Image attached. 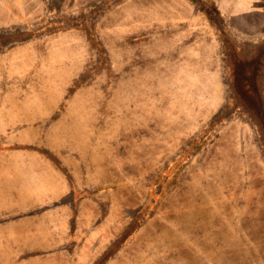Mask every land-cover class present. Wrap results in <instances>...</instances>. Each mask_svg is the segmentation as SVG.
<instances>
[{
	"label": "rangeland",
	"instance_id": "obj_1",
	"mask_svg": "<svg viewBox=\"0 0 264 264\" xmlns=\"http://www.w3.org/2000/svg\"><path fill=\"white\" fill-rule=\"evenodd\" d=\"M0 264H264V0H0Z\"/></svg>",
	"mask_w": 264,
	"mask_h": 264
},
{
	"label": "trees",
	"instance_id": "obj_2",
	"mask_svg": "<svg viewBox=\"0 0 264 264\" xmlns=\"http://www.w3.org/2000/svg\"><path fill=\"white\" fill-rule=\"evenodd\" d=\"M159 191H160V188L158 187L157 188V192L159 193ZM152 200H153V198H151V201L150 202H152Z\"/></svg>",
	"mask_w": 264,
	"mask_h": 264
}]
</instances>
